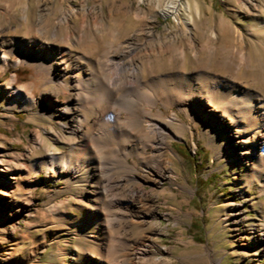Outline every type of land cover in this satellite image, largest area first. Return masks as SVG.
<instances>
[{
	"label": "rangeland",
	"instance_id": "1",
	"mask_svg": "<svg viewBox=\"0 0 264 264\" xmlns=\"http://www.w3.org/2000/svg\"><path fill=\"white\" fill-rule=\"evenodd\" d=\"M263 33L264 0H0V43H8L0 63V264H264V240L255 238L264 193L246 190L249 165L231 149L225 123L224 131L207 126L158 95L149 117L164 136L139 162L110 140L121 131L125 146L136 141L109 111L93 113L91 84H74L83 71L64 76L51 61L62 52L102 61L111 52L149 71L146 82L213 74L264 95ZM243 53L252 56L248 67H240ZM84 115L86 138L105 159L104 171L91 166L79 182L49 162L85 139L71 131ZM105 181L124 184L110 221L99 216L108 212L98 194Z\"/></svg>",
	"mask_w": 264,
	"mask_h": 264
},
{
	"label": "bare ground",
	"instance_id": "2",
	"mask_svg": "<svg viewBox=\"0 0 264 264\" xmlns=\"http://www.w3.org/2000/svg\"><path fill=\"white\" fill-rule=\"evenodd\" d=\"M260 44L264 46V36L261 37ZM6 45L8 43H0L1 66L8 61ZM30 45L34 46V42H31ZM37 47L39 52L44 50V46L37 45ZM12 50H14L13 47ZM49 59L46 58V60ZM55 60L64 76L70 75L74 68L83 71L82 76L75 75L73 77L74 84L76 86L86 83L91 84L93 87V113L97 112L101 115L109 111V115L114 117L113 122L120 123L123 128L122 132L129 137L128 142L132 138L136 141L130 147L125 146L123 137L118 134L121 131L117 132L116 130V133L111 135L110 140L121 145V150L135 153L139 162L146 159V149L153 144H150V142L158 140L159 136H164L160 132L157 133L155 127L157 123L149 117V108L159 100L158 95H160L166 97L167 100H172L174 105H177L181 110L198 115L206 121L207 126L217 127L224 131L223 126L219 124L225 123V128L230 134L229 145L231 149L235 153H239L241 159L249 165V171L244 175L246 190L256 185L260 193H264V95H259L249 88H243L235 81L226 80L213 74H196L193 76L183 74L180 77L175 76L166 81L155 79L156 81L146 82L144 80L146 78L145 74L149 71H142L131 61H127L125 56L115 55L111 52H107L102 61L92 60L87 56L77 58L63 52L51 61L55 62ZM239 61L240 67H248L252 62V56L249 53H243ZM88 71L89 74L87 75ZM96 71H98V74L95 73ZM102 72H104V75L100 77ZM66 88L68 86L65 84L63 89ZM151 89L155 91L156 100L154 94H148L146 91ZM65 94L67 95V93ZM132 94L139 97V100H134ZM68 109L67 106L62 108L66 112ZM122 111L124 116H122ZM172 117L174 121L178 120L175 112L172 113ZM87 121V115L75 117L76 124L71 131L75 135L85 136V139L81 140L79 138L74 141L68 157L61 160V162L58 161L57 157H52L49 162L52 168L57 167L60 171L68 173L69 177L75 178L79 182L89 180L91 166L95 167L97 173L104 171L103 149L99 144L94 143L93 139L86 138L90 129V124ZM84 124L87 126L85 130L83 129ZM128 129L131 130V135H129ZM114 148L112 147L111 150ZM77 151H81L79 157H76ZM163 162V159H160L159 167H163ZM159 167H156L157 174L165 175V171ZM126 169L127 176L135 173L136 170L135 167L131 168L129 172ZM123 186L124 184L120 187L115 186L108 181L99 186L98 194L100 196L105 195L109 199L108 212L104 215L100 212V217L107 216L109 221L113 218L116 212L112 208L116 207ZM140 192L141 190L131 191L132 194L139 197ZM262 205L264 207L263 202ZM261 216L264 220V210L261 211ZM262 231L261 234L259 232L255 236L258 242L264 240V228ZM116 250L117 248L110 246L109 257L111 260L116 259Z\"/></svg>",
	"mask_w": 264,
	"mask_h": 264
},
{
	"label": "trees",
	"instance_id": "3",
	"mask_svg": "<svg viewBox=\"0 0 264 264\" xmlns=\"http://www.w3.org/2000/svg\"><path fill=\"white\" fill-rule=\"evenodd\" d=\"M180 146V145H179ZM185 155H188V154H186V153H184ZM189 156V155H188ZM195 200H194V198H193V200H192V202H194ZM194 228H196V229H201V227H202V224H203V219L201 220V222H199V221H197V220H195L194 221ZM198 226V227H197ZM197 238L199 239V240H201L202 238L201 237H199V236H197Z\"/></svg>",
	"mask_w": 264,
	"mask_h": 264
}]
</instances>
